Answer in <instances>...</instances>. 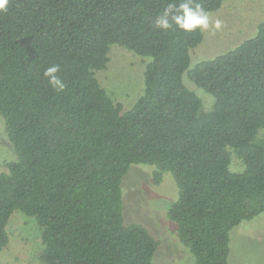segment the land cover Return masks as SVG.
I'll return each instance as SVG.
<instances>
[{
  "label": "trees",
  "instance_id": "16d2710c",
  "mask_svg": "<svg viewBox=\"0 0 264 264\" xmlns=\"http://www.w3.org/2000/svg\"><path fill=\"white\" fill-rule=\"evenodd\" d=\"M222 1L195 0L208 11ZM176 2L9 0L0 12V115L16 154L0 172V247L20 210L41 228L42 264H153L158 241L122 216V175L140 163L154 166V184L173 175L167 217L193 264H228L231 227L264 211V21L188 69L202 31L154 26ZM111 44L150 58L128 109L94 75ZM53 64L63 90L43 75ZM184 71L214 97L211 110Z\"/></svg>",
  "mask_w": 264,
  "mask_h": 264
},
{
  "label": "rangeland",
  "instance_id": "374dc122",
  "mask_svg": "<svg viewBox=\"0 0 264 264\" xmlns=\"http://www.w3.org/2000/svg\"><path fill=\"white\" fill-rule=\"evenodd\" d=\"M209 12V29L202 31V40L190 48L188 69L255 36L257 25L264 21V0H223ZM216 20L222 25L219 30L212 27ZM108 56L105 67L94 70V75L114 102L128 109L143 93L145 64L150 58L118 44L110 45ZM182 81L200 98L203 110L213 108L214 97L190 81L187 71L182 73ZM15 159L0 115V172H6V163ZM229 168L239 172L240 161L233 157ZM153 170V165L130 164L122 175L123 222L141 223L158 241L151 258L153 264H193L191 251L179 239L176 224L167 217L170 205L178 197L175 179L170 172H164L161 182L154 184ZM6 229L9 241L0 247V264H42L41 228L33 216L14 210ZM227 260L228 264H264V211L231 227Z\"/></svg>",
  "mask_w": 264,
  "mask_h": 264
},
{
  "label": "clouds",
  "instance_id": "9594fccd",
  "mask_svg": "<svg viewBox=\"0 0 264 264\" xmlns=\"http://www.w3.org/2000/svg\"><path fill=\"white\" fill-rule=\"evenodd\" d=\"M9 0H0V12L7 10ZM175 25L178 29L193 32L196 30L206 31L210 26V12L204 9L195 0H179L176 3H169L164 10L159 13L154 20V26L158 29L169 30ZM221 22L216 20L212 27L219 30ZM60 71L59 65L48 66L43 75L48 79L49 84L63 90L65 84L57 73Z\"/></svg>",
  "mask_w": 264,
  "mask_h": 264
}]
</instances>
